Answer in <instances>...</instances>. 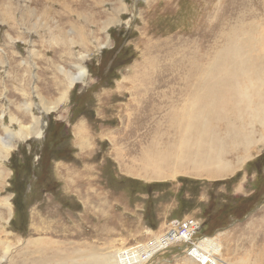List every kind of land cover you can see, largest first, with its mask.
<instances>
[{
    "label": "rangeland",
    "instance_id": "1",
    "mask_svg": "<svg viewBox=\"0 0 264 264\" xmlns=\"http://www.w3.org/2000/svg\"><path fill=\"white\" fill-rule=\"evenodd\" d=\"M223 32L251 71L264 66V0H0V138L41 123L0 159V264L151 253L186 218L201 223L195 243L220 264H264V140L218 177L187 165L195 172L138 176L185 138L173 109L195 64L214 65ZM80 63L86 77L69 88L60 70ZM169 245L140 264L201 263L186 243Z\"/></svg>",
    "mask_w": 264,
    "mask_h": 264
},
{
    "label": "bare ground",
    "instance_id": "2",
    "mask_svg": "<svg viewBox=\"0 0 264 264\" xmlns=\"http://www.w3.org/2000/svg\"><path fill=\"white\" fill-rule=\"evenodd\" d=\"M235 29L232 28L231 30L233 37L243 32L242 29ZM222 34V50L216 52L214 65L208 70L204 64L194 63L196 73L188 75L189 78L186 77L187 84L184 87L185 92L183 94V100L186 103L182 108L175 106L173 109L175 115L183 116L185 122L183 133L185 138H180L179 136L173 143L165 147L164 150H160L162 147L156 150L154 155L149 156L146 174L140 175V173L138 176L144 179H161L169 176L167 175V171H163L161 168L166 167L168 171L172 168L171 173H184L186 172L184 170H187L184 167L187 165V167L192 166L195 171L199 168H212L211 171L204 172L206 173L205 175L212 178L218 177L230 172L231 168L234 167L233 161L237 160V158L238 161L249 158L252 148H254L251 147L253 143H255V146H258L263 142L264 105L262 103H264V66H255L251 71L248 55L245 54L244 59L240 60L238 43L230 42L227 32H223ZM85 56L82 55L81 59ZM75 69V72L65 71L64 69L60 70L66 75L69 88L74 87L79 81H84L87 74V69L81 63L76 65ZM241 75H251L255 80L260 79V82L256 85L247 81V84L244 86L240 82ZM190 81L192 82L189 83ZM187 91L188 93L185 95ZM66 94L67 91L61 95L59 102L66 98ZM251 94L254 96L255 101L251 98ZM235 101L243 102L244 105L245 102L247 103L244 108L236 110L229 105L232 102L235 103ZM51 108H54V106L44 107L47 111ZM192 122H194L193 125H191ZM40 124V120L36 119L32 125L28 127L21 126L18 132L9 131L6 134L8 136L0 138V154L3 153L0 155V159H4L5 153L7 154L14 147L13 137L25 140L32 134L39 135L41 133ZM218 126L221 127V130L216 131L217 129L214 127ZM179 153L181 154V161L179 165H176ZM229 157L237 158L232 160ZM191 171L187 170V172ZM196 175L202 174L199 172ZM4 202L6 203L7 214L11 215V206L8 199H5ZM166 236L167 234H164L159 238V241L151 244L152 250L156 248L151 253L147 249L141 254L132 253L130 255H123V258H120L118 254H109V258L106 259L92 256L91 260L87 262H79L75 258L65 257L56 264H109V262L110 264H123L127 259H129L130 264H140L142 260L147 257L150 258L159 249L170 244ZM193 247L194 250L190 254L194 256L200 251L208 253L212 251L202 247L199 242L194 244ZM216 247L220 251L221 246L217 244ZM143 254L144 256H142ZM145 256L147 257L144 258ZM217 261L222 262L220 258Z\"/></svg>",
    "mask_w": 264,
    "mask_h": 264
},
{
    "label": "built area",
    "instance_id": "3",
    "mask_svg": "<svg viewBox=\"0 0 264 264\" xmlns=\"http://www.w3.org/2000/svg\"><path fill=\"white\" fill-rule=\"evenodd\" d=\"M200 228H201V223L198 220H195L194 218L173 220L172 227L167 232L166 238L171 245L177 243H182V244L186 243L185 248L187 249V252L192 253V247L194 246V244L197 243V242L195 243L194 237L195 235L198 234ZM198 254H196L195 258L199 263L201 262L200 264H220V262L218 263L217 261L218 258H220V256L215 253L200 251L199 256Z\"/></svg>",
    "mask_w": 264,
    "mask_h": 264
}]
</instances>
